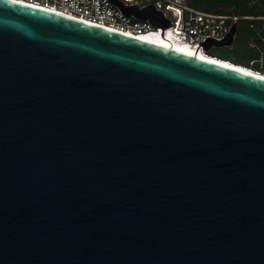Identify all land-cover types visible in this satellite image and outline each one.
<instances>
[{"label": "water", "instance_id": "water-1", "mask_svg": "<svg viewBox=\"0 0 264 264\" xmlns=\"http://www.w3.org/2000/svg\"><path fill=\"white\" fill-rule=\"evenodd\" d=\"M0 264H264V81L0 0Z\"/></svg>", "mask_w": 264, "mask_h": 264}, {"label": "built area", "instance_id": "built-area-1", "mask_svg": "<svg viewBox=\"0 0 264 264\" xmlns=\"http://www.w3.org/2000/svg\"><path fill=\"white\" fill-rule=\"evenodd\" d=\"M58 12L78 20L133 36L161 37L169 45L179 44L205 55L208 41H224L234 23L250 21L254 36L250 42L258 57L249 63L253 73L264 77V16L241 17L237 13H207L188 5V0H118L125 6H135L143 11L153 7L170 27L156 28L149 21H139L126 16L111 0H8ZM214 49V47H213ZM208 56V55H207ZM216 58V57H214ZM247 68V67H245Z\"/></svg>", "mask_w": 264, "mask_h": 264}, {"label": "trees", "instance_id": "trees-1", "mask_svg": "<svg viewBox=\"0 0 264 264\" xmlns=\"http://www.w3.org/2000/svg\"><path fill=\"white\" fill-rule=\"evenodd\" d=\"M188 5L207 13L229 14L235 12L241 17L264 16V0H188ZM250 24V21L245 20L239 22L238 38L234 46L222 49L214 48L210 52L220 54L221 59H225L227 62L249 65L250 61L258 57V53L250 45L254 36V30Z\"/></svg>", "mask_w": 264, "mask_h": 264}, {"label": "bare ground", "instance_id": "bare-ground-1", "mask_svg": "<svg viewBox=\"0 0 264 264\" xmlns=\"http://www.w3.org/2000/svg\"><path fill=\"white\" fill-rule=\"evenodd\" d=\"M18 4L24 5V6H27V7H32V8H35V9H39V10H42V11L50 12V13H53V14H56V15H60V16H63V17H68L70 19H74V20L80 21L82 23H86L88 25H93V26L100 27L102 29H105V30H108V31H111V32H114V33H118V34H121V35L132 37L134 39L145 41L147 43H151V44L157 45L159 47H162V48H165V49H168V50H173L176 53H180V54H183V55L188 56V57H197L198 59H200L202 61H206L208 63H212V64H215V65H220L222 67H226L228 69H232V70L244 73L246 75H249V76H252V77H255L257 79H261V80L264 81V77L253 73L248 68H245L243 66L236 65V64H233V63H230V62H227V61H223V60H220L218 58L207 56V55H205L203 53H200L198 51L195 52L194 50H192V49H190V48H188L186 46H182V45H179V44L169 45V43L167 41H165L164 39H162L161 37H153L152 35L133 36L131 34H123L121 32H117L115 30H110V29H107V28L102 27V26H98V25H95V24H92V23H89V22L78 20V19L73 18L71 16H66L64 14H60L58 12H51V11L45 10L44 8L34 7V6L23 4V3H18Z\"/></svg>", "mask_w": 264, "mask_h": 264}, {"label": "rangeland", "instance_id": "rangeland-1", "mask_svg": "<svg viewBox=\"0 0 264 264\" xmlns=\"http://www.w3.org/2000/svg\"><path fill=\"white\" fill-rule=\"evenodd\" d=\"M229 53H231V51H229ZM206 54H207L208 56H210V57H216V58H218V59H220V60H225V59H221L222 56H220V54L215 53V52H210V51H208V52H206ZM225 61H226V60H225ZM229 62H231V63H233V64H236V65L243 66V67L251 68V67H249L248 64H237V63H234V62H232V61H229Z\"/></svg>", "mask_w": 264, "mask_h": 264}, {"label": "flooded vegetation", "instance_id": "flooded-vegetation-1", "mask_svg": "<svg viewBox=\"0 0 264 264\" xmlns=\"http://www.w3.org/2000/svg\"><path fill=\"white\" fill-rule=\"evenodd\" d=\"M238 38V37H237Z\"/></svg>", "mask_w": 264, "mask_h": 264}]
</instances>
